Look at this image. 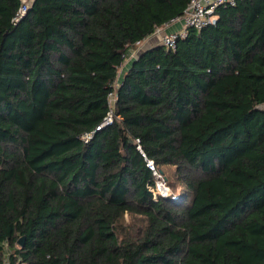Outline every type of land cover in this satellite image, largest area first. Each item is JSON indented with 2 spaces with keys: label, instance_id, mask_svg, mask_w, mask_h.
Returning <instances> with one entry per match:
<instances>
[{
  "label": "trees",
  "instance_id": "obj_1",
  "mask_svg": "<svg viewBox=\"0 0 264 264\" xmlns=\"http://www.w3.org/2000/svg\"><path fill=\"white\" fill-rule=\"evenodd\" d=\"M190 1L0 0V264H264V0L127 61Z\"/></svg>",
  "mask_w": 264,
  "mask_h": 264
},
{
  "label": "built area",
  "instance_id": "obj_2",
  "mask_svg": "<svg viewBox=\"0 0 264 264\" xmlns=\"http://www.w3.org/2000/svg\"><path fill=\"white\" fill-rule=\"evenodd\" d=\"M31 2L32 0H22V4L18 10L17 18H22L24 15H26L29 6L31 5ZM235 2L236 0H191L183 15L172 18L169 21V23L166 24V26H169L174 23H180L181 28L161 35L160 43L163 44L168 49L175 50L179 38L184 37L187 34L188 27L201 29L210 23L216 22L217 7L221 4H225V3L234 4ZM158 29L156 30L155 33L158 32ZM135 55H137L136 51L130 52V54L127 56V60L131 59ZM114 99H115L114 94L110 93L109 103L111 105L113 104ZM117 117H121V116L117 115ZM112 122H113V110L111 109L108 112L107 116L104 118V120L100 123L98 128H105ZM90 137H91L90 134L85 135L86 139H89ZM147 163L149 167L153 170L154 174L156 175L155 196L157 195V193L163 196H168L169 193H168V187L166 185L165 177L162 175V173H160L157 170L153 160L147 159ZM21 264H26V263L22 262Z\"/></svg>",
  "mask_w": 264,
  "mask_h": 264
},
{
  "label": "crops",
  "instance_id": "obj_3",
  "mask_svg": "<svg viewBox=\"0 0 264 264\" xmlns=\"http://www.w3.org/2000/svg\"><path fill=\"white\" fill-rule=\"evenodd\" d=\"M161 28H163V29H162V31H164L163 33H168V32H172V31H175V30L180 29V28H181V24H180V23H174V24H171V25H169V26H164V27H161ZM157 34H158V33H153L152 35L148 36V37L142 42V47L144 46V44L148 43L149 41L155 40L156 36H157V38H159ZM144 42H145V43H144ZM158 43H159V42H158ZM152 44H153V43H152ZM154 44H155V43H154ZM150 46H151L150 44H147V46H145V47H150ZM145 47L141 48L140 51H142ZM135 51H136V54L139 52V50H135ZM127 61H128V60H127ZM127 61H126V62H127ZM125 64H126V63H124L123 66H125ZM126 68H127V67L122 68V69H123L122 72H121V69H120V73H119V75L121 76L120 79L122 78V76H123V72H124V70H125Z\"/></svg>",
  "mask_w": 264,
  "mask_h": 264
},
{
  "label": "rangeland",
  "instance_id": "obj_4",
  "mask_svg": "<svg viewBox=\"0 0 264 264\" xmlns=\"http://www.w3.org/2000/svg\"><path fill=\"white\" fill-rule=\"evenodd\" d=\"M162 29L163 28H160V29H158V37L159 38H157V36H156V38H155V40H152V41H149L148 43H146V44H144V46L143 47H145V46H147V44H150V45H153L154 43L156 44V43H160V39H161V35H163L164 33V31H162ZM143 42V41H142ZM142 42L141 43H139L138 45H137V47L135 48L136 50H139L140 51V49L141 48H143L142 47ZM145 43V42H144ZM153 43V44H152ZM145 48H147V47H145ZM127 64H128V62H126V64H125V66H123L122 68H124V67H127ZM121 68V72H122V69ZM162 175L165 177V175L162 173ZM165 179H166V177H165ZM166 185H167V187H168V193L169 194H171L172 193V187H171V185H170V183L168 182V180L166 179ZM178 189H179V187H178Z\"/></svg>",
  "mask_w": 264,
  "mask_h": 264
},
{
  "label": "water",
  "instance_id": "obj_5",
  "mask_svg": "<svg viewBox=\"0 0 264 264\" xmlns=\"http://www.w3.org/2000/svg\"><path fill=\"white\" fill-rule=\"evenodd\" d=\"M148 48V47H147ZM144 49H146V48H144ZM18 244L20 245V246H23L24 244H25V237L23 236V237H21L19 240H18Z\"/></svg>",
  "mask_w": 264,
  "mask_h": 264
}]
</instances>
